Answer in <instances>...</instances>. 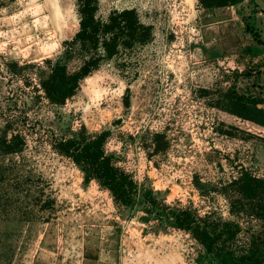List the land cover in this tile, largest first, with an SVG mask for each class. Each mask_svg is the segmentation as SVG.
Instances as JSON below:
<instances>
[{"label":"rangeland","instance_id":"obj_1","mask_svg":"<svg viewBox=\"0 0 264 264\" xmlns=\"http://www.w3.org/2000/svg\"><path fill=\"white\" fill-rule=\"evenodd\" d=\"M123 10L151 40L120 48L57 106L40 77L79 30L76 0H0V138L21 141L0 148V264H264V220L222 190L244 173L264 180V127L227 100L264 98V0H97L100 20ZM101 136L131 205L58 151ZM181 213L228 224L233 256L208 255Z\"/></svg>","mask_w":264,"mask_h":264},{"label":"trees","instance_id":"obj_2","mask_svg":"<svg viewBox=\"0 0 264 264\" xmlns=\"http://www.w3.org/2000/svg\"><path fill=\"white\" fill-rule=\"evenodd\" d=\"M244 1L246 0H199V3L203 9L210 10L235 7ZM76 3L79 30L71 41L65 42V53L60 59L55 62L46 60L47 72L42 71L40 77V85L46 98L57 106L64 105L72 98L79 90L80 83L98 70L105 61L115 57L120 48L130 49L135 44H146L152 37L150 29L139 23L134 10L114 11L103 21L96 16L97 0H76ZM258 42L262 44L260 40ZM75 57L80 58L81 65L77 70L70 72L67 64ZM227 100L230 102L231 114L264 127V109L261 108L264 98L245 97L231 92ZM160 138L162 136L156 134L154 142L157 144ZM0 139V148L6 153L18 151L21 141L17 136L9 143L4 137ZM100 141L102 136L98 141L90 143L66 140L59 144L58 151L81 164L88 178L98 180L109 190L115 201L125 206L131 205L133 196L128 188L130 183L124 176L118 175L111 159L104 155ZM222 190L231 198L232 192L237 193L238 200L235 199L232 203H248L251 213L254 214L252 210L256 209L257 217L264 220V180L244 173ZM175 218L177 227L190 232L208 255L218 256L219 251L224 252V255L233 256V252L226 249L227 243L234 238L231 231H227L229 229L224 230L228 224L220 231L218 225L212 226L206 221L197 222L187 213L178 214ZM224 235L227 237L222 240Z\"/></svg>","mask_w":264,"mask_h":264}]
</instances>
